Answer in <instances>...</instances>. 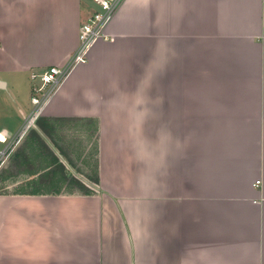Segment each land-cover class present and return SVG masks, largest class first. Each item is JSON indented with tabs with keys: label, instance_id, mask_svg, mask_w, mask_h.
Segmentation results:
<instances>
[{
	"label": "crops",
	"instance_id": "obj_1",
	"mask_svg": "<svg viewBox=\"0 0 264 264\" xmlns=\"http://www.w3.org/2000/svg\"><path fill=\"white\" fill-rule=\"evenodd\" d=\"M91 2L0 0V74L64 67ZM105 32L26 136L96 190L0 194V264H264V0H124ZM71 122L93 167L56 138Z\"/></svg>",
	"mask_w": 264,
	"mask_h": 264
},
{
	"label": "rangeland",
	"instance_id": "obj_2",
	"mask_svg": "<svg viewBox=\"0 0 264 264\" xmlns=\"http://www.w3.org/2000/svg\"><path fill=\"white\" fill-rule=\"evenodd\" d=\"M94 5L95 3L91 2L92 8ZM41 73L42 72H32L30 73V76L29 73H21L16 76H19V81L16 80V78L13 79L11 74H0V77L3 78L9 86V94H7L5 91L0 93V124L5 122V117L11 118L14 115V108L12 106L11 100L13 97H16L15 92H17V94H21L19 99L26 100L28 104V100H31L30 87L35 83V81L31 80V75ZM60 127H62V132L56 138L63 144H66L67 148L64 152L70 160L67 161L73 165L72 168H75V171L81 170L83 164L86 163L93 167L94 163L96 162V137L93 132H84V130L88 128V125L86 123L71 122L64 123ZM52 129L56 128L53 127ZM24 139L16 147L9 160L0 169V194H15L19 192V189H25V191H29V182L24 183L25 181H29L28 179H31V177H28V175L31 172L37 171L39 175H37L36 179H39L46 174L44 169L48 167V156L46 155L45 151L39 143H35L33 134L29 140L26 138L24 141ZM60 160H62L65 166L71 170L68 162L61 158ZM92 172L90 168V175H93ZM76 177L82 179L79 175H76ZM85 186L90 190L91 193H94V190H92L94 185L86 183Z\"/></svg>",
	"mask_w": 264,
	"mask_h": 264
},
{
	"label": "built area",
	"instance_id": "obj_3",
	"mask_svg": "<svg viewBox=\"0 0 264 264\" xmlns=\"http://www.w3.org/2000/svg\"><path fill=\"white\" fill-rule=\"evenodd\" d=\"M99 7L82 25L78 36V47L64 67H49L41 74H32L35 81L31 88V111L23 120L18 131L11 138L0 136V169L9 160L20 142L35 127L44 109L68 76L70 70L87 60L90 49L100 40H107L106 28L112 21L124 0H91ZM258 184V183H256Z\"/></svg>",
	"mask_w": 264,
	"mask_h": 264
},
{
	"label": "trees",
	"instance_id": "obj_4",
	"mask_svg": "<svg viewBox=\"0 0 264 264\" xmlns=\"http://www.w3.org/2000/svg\"><path fill=\"white\" fill-rule=\"evenodd\" d=\"M38 125L43 129V123L41 120L38 122ZM48 167H46L44 172L45 176L40 177L36 181H32L28 184L30 191H25L19 194L36 196V195H46L54 193L56 195L61 192L72 193L74 191L81 193L83 195L90 194V190L80 181L70 176L68 171L65 169L63 164L59 159L52 155L51 153V162ZM94 177H92V182L98 184L97 176V165L94 166ZM69 174V177H68ZM44 178V179H43ZM42 185H45L44 189L41 190Z\"/></svg>",
	"mask_w": 264,
	"mask_h": 264
},
{
	"label": "water",
	"instance_id": "obj_5",
	"mask_svg": "<svg viewBox=\"0 0 264 264\" xmlns=\"http://www.w3.org/2000/svg\"><path fill=\"white\" fill-rule=\"evenodd\" d=\"M0 87H1V88L3 87V84H2V83H0Z\"/></svg>",
	"mask_w": 264,
	"mask_h": 264
}]
</instances>
